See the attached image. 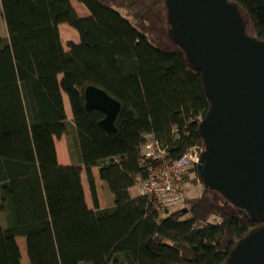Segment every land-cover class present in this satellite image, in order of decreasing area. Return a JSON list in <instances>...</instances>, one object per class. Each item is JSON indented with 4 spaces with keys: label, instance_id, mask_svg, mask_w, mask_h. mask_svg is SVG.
Returning a JSON list of instances; mask_svg holds the SVG:
<instances>
[{
    "label": "trees",
    "instance_id": "obj_1",
    "mask_svg": "<svg viewBox=\"0 0 264 264\" xmlns=\"http://www.w3.org/2000/svg\"><path fill=\"white\" fill-rule=\"evenodd\" d=\"M77 1L88 15L71 0H0V264H21L19 236L30 264H224L261 222L203 185L187 195L195 163L185 167L181 205L159 209L139 193L150 166L204 147L199 123L210 105L200 72L173 40L166 1ZM228 1L246 32L264 39V0ZM60 23L79 35L68 48ZM90 85L120 102L114 132L86 108ZM144 133L165 149L161 162L140 154ZM60 138L67 165L58 161Z\"/></svg>",
    "mask_w": 264,
    "mask_h": 264
},
{
    "label": "water",
    "instance_id": "obj_2",
    "mask_svg": "<svg viewBox=\"0 0 264 264\" xmlns=\"http://www.w3.org/2000/svg\"><path fill=\"white\" fill-rule=\"evenodd\" d=\"M174 42L200 72L209 109L199 123L204 147L196 172L259 226L240 238L224 264H264V39L249 35L237 4L228 0H165ZM85 106L104 114L114 132L121 104L90 85Z\"/></svg>",
    "mask_w": 264,
    "mask_h": 264
},
{
    "label": "built area",
    "instance_id": "obj_3",
    "mask_svg": "<svg viewBox=\"0 0 264 264\" xmlns=\"http://www.w3.org/2000/svg\"><path fill=\"white\" fill-rule=\"evenodd\" d=\"M203 147L195 146L173 164L149 167V177L139 185V193L147 195L155 201L159 209L163 206H179L183 202L185 189L181 183L185 167L189 163H197ZM140 154L157 161L165 158L166 151L152 133L142 135Z\"/></svg>",
    "mask_w": 264,
    "mask_h": 264
},
{
    "label": "rangeland",
    "instance_id": "obj_4",
    "mask_svg": "<svg viewBox=\"0 0 264 264\" xmlns=\"http://www.w3.org/2000/svg\"><path fill=\"white\" fill-rule=\"evenodd\" d=\"M72 1V5L75 8V10L77 11V13L80 16H85L89 14L88 9L80 2H78L77 0H71ZM60 28V33H61V37L63 39V44L65 48H68V42L69 41H78L79 40V35L77 33V31L70 26L67 23H60L59 25ZM0 32L1 35L6 36L7 32H6V27H5V23L2 21L1 22V26H0ZM64 100H65V108H66V112L68 114L69 117H71V111H70V106H69V102L67 100V97L64 96ZM56 149H57V155L59 157V161L62 159H69V152H68V148H67V144L64 138H60V139H56ZM70 160V159H69ZM93 173H94V177L96 180V187H97V193H98V197H99V203L100 206L104 207L107 204V198L106 195L102 189V184L98 175V170L97 168H93ZM191 177L194 178V175H192ZM196 182H188L187 183V191L189 194V196L195 194V187H199V189H201L202 184L200 183L198 176L196 175ZM83 185L86 191V200L87 203L89 205V207H93V202L90 196V192H89V188H88V184H87V180H86V176L83 175ZM138 190V187L135 186L133 188L130 189V192L132 194H135ZM17 243L20 247V252H21V264H30L29 262V258L27 255V247H26V237L23 236H19L17 237Z\"/></svg>",
    "mask_w": 264,
    "mask_h": 264
},
{
    "label": "crops",
    "instance_id": "obj_5",
    "mask_svg": "<svg viewBox=\"0 0 264 264\" xmlns=\"http://www.w3.org/2000/svg\"><path fill=\"white\" fill-rule=\"evenodd\" d=\"M58 161H59V157H58ZM70 163V160L68 159H62V160H60L59 161V164L60 165H67V164H69ZM195 192V191H194ZM102 207V206H101Z\"/></svg>",
    "mask_w": 264,
    "mask_h": 264
}]
</instances>
